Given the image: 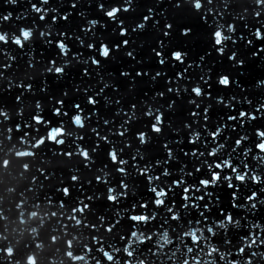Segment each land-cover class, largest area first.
Instances as JSON below:
<instances>
[{"label":"snow or ice","instance_id":"1","mask_svg":"<svg viewBox=\"0 0 264 264\" xmlns=\"http://www.w3.org/2000/svg\"><path fill=\"white\" fill-rule=\"evenodd\" d=\"M0 2V80L17 90L0 106V137L23 146L21 175L40 164L30 183L56 178V202L36 199L91 230L93 264L264 262V77L242 82L264 53V0L251 26L231 0H173L175 15L155 20L137 0H97L103 19L80 0L64 11L27 0L15 16L21 0ZM148 28L158 34L137 46ZM21 61L43 78L7 79ZM0 253L12 264L11 248Z\"/></svg>","mask_w":264,"mask_h":264},{"label":"water","instance_id":"2","mask_svg":"<svg viewBox=\"0 0 264 264\" xmlns=\"http://www.w3.org/2000/svg\"><path fill=\"white\" fill-rule=\"evenodd\" d=\"M93 254H96V253H93ZM87 261H88V260H87ZM87 261H85L84 264L87 263Z\"/></svg>","mask_w":264,"mask_h":264}]
</instances>
